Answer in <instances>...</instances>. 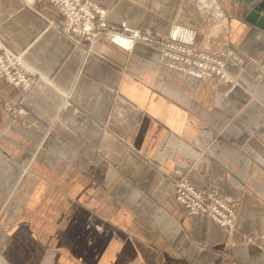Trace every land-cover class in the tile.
<instances>
[{"label": "crops", "instance_id": "1", "mask_svg": "<svg viewBox=\"0 0 264 264\" xmlns=\"http://www.w3.org/2000/svg\"><path fill=\"white\" fill-rule=\"evenodd\" d=\"M92 1L118 28L197 27L236 81L68 35L50 0H0V37L38 76L0 77V264H264V30L243 0ZM177 179L235 205V227L189 213Z\"/></svg>", "mask_w": 264, "mask_h": 264}, {"label": "built area", "instance_id": "2", "mask_svg": "<svg viewBox=\"0 0 264 264\" xmlns=\"http://www.w3.org/2000/svg\"><path fill=\"white\" fill-rule=\"evenodd\" d=\"M62 16L63 31L80 36L93 43L101 37L132 51L137 43L155 46L161 51V64L200 80L214 77L230 84L236 79L228 71L225 52L214 55L196 47L199 30L196 27L174 26L167 34H155L149 29L131 28L126 22L122 27L109 25L108 10L92 0H50ZM0 77L28 90L37 79V71L23 58V54L10 49L0 37ZM9 110H13L8 107ZM21 111V110H20ZM19 112V111H18ZM176 200L189 213L210 217L223 227H235L238 212L222 195L194 187L184 179L175 181Z\"/></svg>", "mask_w": 264, "mask_h": 264}, {"label": "water", "instance_id": "3", "mask_svg": "<svg viewBox=\"0 0 264 264\" xmlns=\"http://www.w3.org/2000/svg\"><path fill=\"white\" fill-rule=\"evenodd\" d=\"M246 11L243 18L245 21L264 30V0H243Z\"/></svg>", "mask_w": 264, "mask_h": 264}, {"label": "rangeland", "instance_id": "4", "mask_svg": "<svg viewBox=\"0 0 264 264\" xmlns=\"http://www.w3.org/2000/svg\"><path fill=\"white\" fill-rule=\"evenodd\" d=\"M197 28V27H196ZM198 29V28H197Z\"/></svg>", "mask_w": 264, "mask_h": 264}]
</instances>
